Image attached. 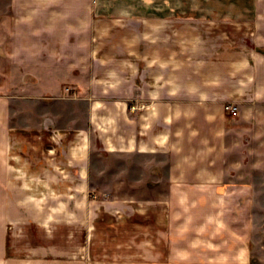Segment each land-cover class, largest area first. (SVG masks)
Wrapping results in <instances>:
<instances>
[{
	"label": "crops",
	"instance_id": "crops-1",
	"mask_svg": "<svg viewBox=\"0 0 264 264\" xmlns=\"http://www.w3.org/2000/svg\"><path fill=\"white\" fill-rule=\"evenodd\" d=\"M260 166L264 0H0V264H91L41 229L99 177L169 199L171 242H254L225 201Z\"/></svg>",
	"mask_w": 264,
	"mask_h": 264
},
{
	"label": "rangeland",
	"instance_id": "rangeland-1",
	"mask_svg": "<svg viewBox=\"0 0 264 264\" xmlns=\"http://www.w3.org/2000/svg\"><path fill=\"white\" fill-rule=\"evenodd\" d=\"M121 27L120 23L114 28ZM75 89L72 85L65 87L69 94H74ZM253 156L254 153L248 158L249 163ZM242 171L244 174L246 171H256L255 174L258 175L252 177L255 182L241 184L243 197L228 199L225 206L230 221L239 219L240 222L247 223L248 230L242 233H247L248 237L252 234L254 242H171L173 234L169 231V215L163 213L169 207V199L156 201L137 196L128 200L130 202L124 206L119 203L122 199L107 198L113 191L121 194L122 190L121 183L107 182V177H99L98 181L90 184L97 187H90L88 203L92 214H82L75 222H52L41 230L52 235L50 238L53 241L57 240L54 243L59 244L61 251L65 249L66 253L73 254L75 250H81L83 255H90L91 264H196L172 261L173 254L175 258L176 255L180 259L196 258L204 261L197 264H206L212 256L219 257V253L226 255V262L216 264H264V167H247ZM68 186L73 189L71 184ZM251 190L258 195L257 199L246 197ZM137 191L138 189H134L131 194L137 195ZM145 194L149 196L153 193L145 189ZM108 200L114 202V208L110 209L115 210V213L107 208ZM133 206L136 209H132ZM234 206L237 208L238 219L232 214ZM137 208H141V211ZM23 230H20V242L27 239L26 231ZM215 243L222 244L223 247H214Z\"/></svg>",
	"mask_w": 264,
	"mask_h": 264
},
{
	"label": "built area",
	"instance_id": "built-area-1",
	"mask_svg": "<svg viewBox=\"0 0 264 264\" xmlns=\"http://www.w3.org/2000/svg\"><path fill=\"white\" fill-rule=\"evenodd\" d=\"M228 107H230L234 112H236L237 110V106L235 105H229Z\"/></svg>",
	"mask_w": 264,
	"mask_h": 264
}]
</instances>
